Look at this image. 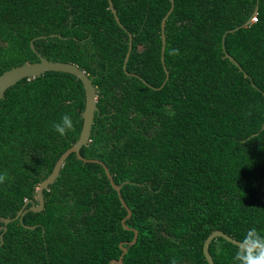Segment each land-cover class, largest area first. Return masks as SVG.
<instances>
[{
  "label": "trees",
  "instance_id": "16d2710c",
  "mask_svg": "<svg viewBox=\"0 0 264 264\" xmlns=\"http://www.w3.org/2000/svg\"><path fill=\"white\" fill-rule=\"evenodd\" d=\"M112 1L123 26L109 0H0V75L38 61L33 42L93 78L99 109L80 153L108 166L131 210L105 167L73 152L44 209L29 202L5 230L84 120L74 74L24 78L0 101V264H111L123 247L122 264H210L213 231L264 233V0H175L164 61L171 0ZM237 246L219 236L209 250L235 264Z\"/></svg>",
  "mask_w": 264,
  "mask_h": 264
},
{
  "label": "water",
  "instance_id": "95a60500",
  "mask_svg": "<svg viewBox=\"0 0 264 264\" xmlns=\"http://www.w3.org/2000/svg\"><path fill=\"white\" fill-rule=\"evenodd\" d=\"M171 2H172L171 9L168 11V13L165 15V17L162 20V39H163L162 60L163 61H164V53H165V48H166L165 24H166L168 17L172 13L174 6H175V0H171ZM109 6H110V9L112 10L113 14L115 15L116 20L119 22V24L121 26H123L118 14H117V10H116L112 0H109ZM41 37H43V36H41ZM31 45H32V48L37 52L40 59L38 61L26 62L24 64L18 65L16 67H13L9 70L4 71L0 75V101H1V99L4 98L6 91L11 86H13L14 84H16L17 82H19L20 80H22L24 78H32V77L40 76L41 74H43L47 71L68 72V73L74 74L78 79H80L82 81V83L84 85L85 94H86V104H85V110L83 112V119L84 120H83V127H82V130L80 133V137L78 138L77 142L75 144H73L72 147L67 149L60 156V158L56 162L55 167H54L53 171L51 172V174L39 184V186L37 188V193H36L37 203L34 200H27L25 203V206L18 212V214L14 218H5L4 219L5 230H7V224L9 222H11L17 218H20V217L22 219V216L27 212V210H25V207L29 202H32L33 204L28 209V211L32 210V211L38 212V211H42L44 209V207H45V197H44L45 189H48L49 185L56 181L65 161L67 160L68 156L73 152L77 153L78 157L84 161L97 162V163L102 164L105 167L107 175H108L109 179L111 180L112 185L119 192V196H120L122 203L128 209V216L127 217H129L131 215V210L128 207L127 203L125 202V200L122 196V193H121L122 185H118L115 183L114 178H113V174L111 173L108 166L102 160L89 159V158L84 157L80 153L82 146L87 145V143L90 141L93 124L95 121V115L99 109V107L97 105V103H98V96H97L98 89L93 82V78L84 69H82L79 65L72 63V62L50 60L47 57H45L44 55H42L40 52H38V50L35 48V45L33 42ZM131 50H132V36L130 35V48H129V51H128L127 56L125 58V64L128 62L129 56L131 54ZM168 74H169V72H168ZM127 217H125L123 219L124 223H125ZM125 226L128 228L127 225H125ZM29 227L35 228V226H29ZM219 236L224 237L225 239L233 242L236 245H239L242 242L238 239L233 238L232 236H230L229 234L225 233L222 230L213 231L207 237V239L205 240V243H204V254H205V256L208 259L210 264H216L214 259H213V256L210 253V250H209L210 244L213 241V239H215L216 237H219ZM137 237H138V232L136 231L135 237H134L133 241H131L130 243L132 244V243L136 242ZM1 238H3V234L1 236ZM123 249H124V253H125L127 251V247H123ZM124 253H123V255H124ZM123 255L118 260L113 259L111 261V264H122L123 263Z\"/></svg>",
  "mask_w": 264,
  "mask_h": 264
},
{
  "label": "clouds",
  "instance_id": "9594fccd",
  "mask_svg": "<svg viewBox=\"0 0 264 264\" xmlns=\"http://www.w3.org/2000/svg\"><path fill=\"white\" fill-rule=\"evenodd\" d=\"M73 128V120L69 114H64L60 121L54 123L53 129L61 136L66 135ZM4 176L0 175V182ZM235 264H264V233L256 228L248 229L242 242L237 246ZM175 264V261H173Z\"/></svg>",
  "mask_w": 264,
  "mask_h": 264
},
{
  "label": "built area",
  "instance_id": "2783aa9c",
  "mask_svg": "<svg viewBox=\"0 0 264 264\" xmlns=\"http://www.w3.org/2000/svg\"><path fill=\"white\" fill-rule=\"evenodd\" d=\"M257 21H258V16H257V14H254V15L251 17L249 23H256Z\"/></svg>",
  "mask_w": 264,
  "mask_h": 264
}]
</instances>
